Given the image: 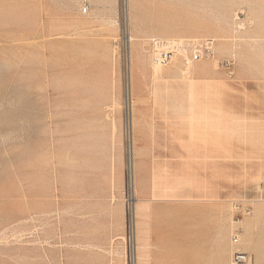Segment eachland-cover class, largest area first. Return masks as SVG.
Listing matches in <instances>:
<instances>
[{"label": "rangeland", "instance_id": "rangeland-1", "mask_svg": "<svg viewBox=\"0 0 264 264\" xmlns=\"http://www.w3.org/2000/svg\"><path fill=\"white\" fill-rule=\"evenodd\" d=\"M259 2L0 0V264L264 263V166L245 134L250 92L264 94ZM153 37L215 39L214 58L189 63L195 94L183 58L154 63ZM186 140L249 157L181 165ZM215 168L234 194L191 196ZM234 203L251 213L237 222Z\"/></svg>", "mask_w": 264, "mask_h": 264}, {"label": "crops", "instance_id": "crops-1", "mask_svg": "<svg viewBox=\"0 0 264 264\" xmlns=\"http://www.w3.org/2000/svg\"><path fill=\"white\" fill-rule=\"evenodd\" d=\"M201 65L199 67V70L201 69ZM210 71H213L212 69H210ZM201 73L199 75L195 76V90H194V94L198 89V84L201 81V79L199 80L198 77H200ZM250 97H251V101H249V103H246V106L248 107V111L249 113H251L253 116L258 118V124L257 125H253L248 127V131H245V134L247 135V140L251 141L252 145H255L256 148H253L252 151L254 152V155L258 156V161L256 163H252V164H256L257 166H264V94L261 97V101H257V96L255 95V93L250 92ZM229 110L227 111H220L223 112L225 114L228 113H232L235 114V112L237 111V104L236 103H230L229 106H227ZM230 111V112H229ZM195 114L196 111H194ZM219 112V111H218ZM189 140V139H188ZM188 140H186V142L184 143V148L181 150L179 149V157H181V161L179 164L181 165H190L193 167H201V166H210V167H218V166H225V167H229V166H234L235 163L232 161H228L230 160V158H234L235 154L236 155H240V156H244L247 154V156L249 157V150H248V146H244L242 148H239L237 146L234 147H230V146H226V160L225 161H220L219 162V158H218V147L217 145L214 146H209L206 148H203L202 144L200 143V141H194L193 143L189 142ZM234 143V142H233ZM204 149V150H203ZM251 149V148H250ZM203 156H209V160H203ZM207 159V158H206ZM242 166H248L250 164V162H241L240 163ZM226 173L228 172H232L230 169H226L224 170ZM221 172V171H220ZM260 172H257V174L259 175ZM202 174V168L199 170V175H195L196 177H198L200 180H202L203 178H201ZM218 169L215 168V170H211L210 171V178H208L211 182V188L209 190H194L193 192V197H205V196H209V197H218V196H223V197H227L230 195L234 194L233 189L231 188H225V189H218L219 185L218 182H224L226 179H219L218 178ZM260 175H264V170H262ZM220 180V181H219ZM264 179H261V182H263ZM255 192H258V190H254ZM253 191V192H254ZM260 191V195L264 197V185L262 186V189L259 190ZM251 195V194H249ZM252 220L251 219H245L244 223L245 224H251Z\"/></svg>", "mask_w": 264, "mask_h": 264}, {"label": "built area", "instance_id": "built-area-1", "mask_svg": "<svg viewBox=\"0 0 264 264\" xmlns=\"http://www.w3.org/2000/svg\"><path fill=\"white\" fill-rule=\"evenodd\" d=\"M83 13H88L89 6L84 4L82 6ZM152 52V59L156 64L161 66H168L176 56L183 58L185 64L194 61L214 58L216 55V41L210 37L201 38H162L153 37L148 41ZM227 70L232 68V61L225 59L223 61ZM230 72V71H229ZM234 209L238 210L239 216L251 213V206L243 207L241 203H234ZM230 241L233 246H239L241 243L240 229L233 228L230 234ZM233 261L235 264L252 263L253 258L245 251L236 250L233 254ZM264 264V263H261Z\"/></svg>", "mask_w": 264, "mask_h": 264}, {"label": "bare ground", "instance_id": "bare-ground-1", "mask_svg": "<svg viewBox=\"0 0 264 264\" xmlns=\"http://www.w3.org/2000/svg\"><path fill=\"white\" fill-rule=\"evenodd\" d=\"M260 2H259V5H258V11L259 12H262V13H264V0H259ZM261 38H264V34H262L261 36H260ZM259 37V38H260ZM257 37H255V38H253L252 40L253 41H255V43L256 44H260V42L262 41L263 42V40L264 39H256ZM136 40V35H135V33H133L132 32V34L130 35L129 34V36H128V41H135ZM262 44V43H261ZM133 48V47H132ZM177 59V58H176ZM155 63V62H154ZM159 65V64H158ZM191 65V64H190ZM189 64H188V67H186L185 68V70L187 71V73L190 75V76H193V78H195V76L196 75H199V67H200V65H193V66H190ZM187 66V65H186ZM154 67V66H153ZM202 69V68H201ZM186 71H185V73H186ZM153 73H155V75H160L161 74V72L159 71V68H158V66H156L155 67V71L153 72ZM173 73L175 74V75H178V70H173ZM190 87H189V93H190V95H192L193 94V92H194V83H191L190 85H189ZM139 259H140V255L138 256V262H137V264H143V260L141 259L140 261H139Z\"/></svg>", "mask_w": 264, "mask_h": 264}]
</instances>
